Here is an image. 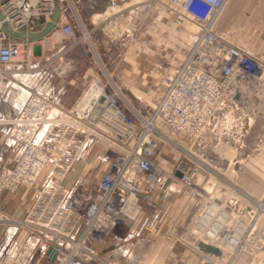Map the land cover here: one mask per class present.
<instances>
[{"label":"built area","instance_id":"obj_1","mask_svg":"<svg viewBox=\"0 0 264 264\" xmlns=\"http://www.w3.org/2000/svg\"><path fill=\"white\" fill-rule=\"evenodd\" d=\"M57 1L60 6L70 0ZM226 2L180 0L182 16L197 26L198 33L180 63L161 77L154 106L142 113L125 110L115 98L120 92L113 85V92L108 91L100 81L96 94L84 100L90 85L70 110H63L64 90L51 83L50 61L32 62L31 40L12 34L41 30L51 20L54 0H0L1 78L21 73L34 78L32 85L39 90L27 91L8 123L6 138L20 148L13 163L0 168V194L34 186L47 172L25 216L4 220L26 235L2 256L0 250V264H112L93 244L117 226L134 221L143 208H152L155 193L166 179L172 181L171 174L155 162L161 145L191 159L192 166H177L181 185L192 197L201 198L190 235L217 242L228 253L237 251L244 223L233 218L234 211L226 206L229 200L215 201L209 192L203 197L196 188L205 140L221 136L241 148L253 119L248 103L238 100H258L264 90V56L218 33ZM56 29L65 38H75L68 21L59 19ZM94 144L107 149L102 157L107 168L100 178L63 185L75 162ZM236 230L241 232L238 240L233 238ZM229 243L234 246L228 247ZM200 264L220 263L206 255Z\"/></svg>","mask_w":264,"mask_h":264},{"label":"rangeland","instance_id":"obj_2","mask_svg":"<svg viewBox=\"0 0 264 264\" xmlns=\"http://www.w3.org/2000/svg\"><path fill=\"white\" fill-rule=\"evenodd\" d=\"M241 2L242 8L246 6L251 11V16H248L251 19L247 22L258 27L251 39L260 47L264 44V0ZM71 12L68 23L73 28L74 36L83 38L88 32V41L93 44V49L86 44L76 55L78 62L74 67L70 64L62 65L58 71L63 72V75L68 74L71 79L76 76L80 78L87 72L96 74L84 78L86 83L79 91L78 98L96 80L106 83L108 91L113 92V85L120 92L121 95L115 98L125 110L142 113L150 111L154 106L161 92V77L180 63L198 33L197 26L182 16L180 0H122L109 11L111 18L97 29L82 21L76 9ZM99 18L95 17L93 22ZM234 20L242 25L246 23L244 19ZM258 55L264 56V53ZM69 58L67 56L66 59ZM26 77L13 72L7 73L4 78L0 75L1 122L5 118L2 108L8 104L9 108L18 107L23 94H27L26 86L34 83V78L28 80ZM261 93L258 100L247 99L246 109L253 123L243 138L241 148L221 136H211L205 140L206 154L201 157L204 166L199 168L200 181L196 185L203 197L209 192L215 201L229 200L231 203L228 201L226 206L234 211L233 218L244 223V236L234 254L224 251L217 242L198 241L190 235V225L199 210L201 198L192 197L175 173L179 170L178 165L192 166L191 159L164 145L156 153L155 162L171 174L173 179L169 195L157 191L154 206L142 209L148 212L146 217L149 229L153 232L150 233L151 237L160 242L164 238L175 240L176 248H188L196 254L197 264L206 255L213 256L220 264H264V90ZM245 95L250 94L246 91ZM6 122L1 127L7 131L9 125ZM4 145L13 152L20 148L19 144H10L8 139ZM106 152L104 145L94 144L75 162L70 177L86 176L90 181L97 180L107 168V163L102 161ZM46 176L47 172H43L34 185L38 191ZM5 193L8 192L0 194L1 199ZM229 197L231 199H227ZM31 205L27 209L11 210L10 214L0 213L1 256L6 248L14 242L19 243L26 235L23 229H16L4 220L23 218Z\"/></svg>","mask_w":264,"mask_h":264},{"label":"crops","instance_id":"obj_3","mask_svg":"<svg viewBox=\"0 0 264 264\" xmlns=\"http://www.w3.org/2000/svg\"><path fill=\"white\" fill-rule=\"evenodd\" d=\"M121 1L122 0H70L64 5H60L59 19H62V21H68L73 8L76 9V12L82 21L84 20L87 23L92 24L94 26L93 29H97L101 23L106 22L111 18V16H109V11H111L112 8L117 7V3ZM241 3V0H227L218 21V33L252 54L258 55L259 53H264V44L259 47L255 44L254 39H251V36L255 33L258 27L247 22L251 19L248 17L251 16V11L246 6L242 8ZM244 13L245 15H243ZM95 17H100L97 22H93ZM235 18L239 20L244 19L246 23L242 25L241 22L234 20ZM61 35V31L56 29L45 37L30 39L31 52L32 62L42 63L46 59L50 61L48 66L53 73L51 83L55 87H63L64 93L61 97V107L63 110L68 111L75 105V100H77L79 96V91L86 83L84 78L90 76L94 77L96 74L93 72H87L82 74L80 78H77L76 76L71 79L68 74L63 75V72L58 71L62 65L67 66L70 64L74 67L78 62L76 55L86 47V44L93 49V44L88 41V32L87 37L85 38L88 42L81 37L70 39ZM67 56H70L71 58L66 59ZM65 60L66 62H64ZM77 80L81 84L78 83ZM26 87H28V90L39 91L38 88L33 85ZM40 91L44 94L48 93L47 90ZM47 95L52 94L49 92ZM16 108L17 107L14 106L9 108V104L2 108L5 118H3L4 122H1L3 120L0 118V168L2 166L11 165L16 157L15 153L17 152H13L11 149L5 147L4 144L7 139L5 134L6 129L1 127V124L5 125L6 121H8L6 123H9ZM76 178H79V176L71 178L69 173L68 176L62 180V184L70 185L76 181ZM85 178L86 176H80L79 179ZM168 187L165 190L161 189L160 191L169 195L171 190ZM37 192V186H22L16 193H5V196L2 199L0 195V213L3 212L5 214H10L11 210H17L18 208L20 209L24 207L27 209ZM147 214L148 212L146 213L142 211L141 216L137 217L133 222L117 226L110 236L94 242V250L103 255L112 264H197L198 258L196 254L188 248H176L177 244L175 240L164 238V240L160 242V240H155L153 236L151 237L150 233L153 232L149 229L150 224L148 222V217H146Z\"/></svg>","mask_w":264,"mask_h":264},{"label":"water","instance_id":"obj_4","mask_svg":"<svg viewBox=\"0 0 264 264\" xmlns=\"http://www.w3.org/2000/svg\"><path fill=\"white\" fill-rule=\"evenodd\" d=\"M54 4H55V8L53 11V14L51 16V20L46 22L45 25L43 26V28L39 31L33 32V33H29V34H24V33H12L11 30L8 28V26L5 24L4 28L8 31L11 32L12 34H14L15 36L19 37V38H27V39H38V38H42L45 37L47 34H49L53 28H54V23L57 22L59 20L60 17V6L57 0H54ZM1 18V16H0ZM240 103L246 105V100H238ZM175 176L177 178L181 177V173L179 171H177L175 173ZM171 183V179L168 178L166 179V181L163 184L162 189H166L169 184ZM51 252V248L48 250V254Z\"/></svg>","mask_w":264,"mask_h":264},{"label":"bare ground","instance_id":"obj_5","mask_svg":"<svg viewBox=\"0 0 264 264\" xmlns=\"http://www.w3.org/2000/svg\"><path fill=\"white\" fill-rule=\"evenodd\" d=\"M72 3V2H71ZM72 6V5H71ZM113 7V6H112ZM58 36V35H57ZM57 36H56V38H57ZM48 38V37H47ZM55 38V39H56ZM59 38V37H58ZM27 78H29V77H26V79ZM28 80H30V78L28 79ZM100 90V84L96 81V80H94L93 82H92V84H91V88H90V90L86 93V95H85V99L84 100H86L89 96H91V95H94V94H96L98 91ZM24 96H23V98L21 99V101H20V103L23 101V99L26 97V95L27 94H23ZM172 182V181H171ZM170 187H172V185H171V183L169 184V189H170ZM132 215H134V214H132ZM235 234H233V238L235 239V240H238L239 238H240V235H241V232L240 231H235L234 232ZM229 246L228 247H230V248H232L233 246H234V243L232 244V243H229L228 244Z\"/></svg>","mask_w":264,"mask_h":264}]
</instances>
